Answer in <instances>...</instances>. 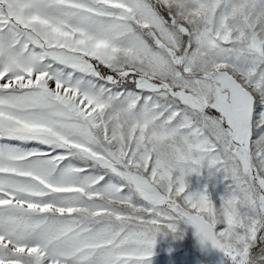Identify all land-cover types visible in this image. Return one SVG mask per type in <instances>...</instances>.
<instances>
[{
	"label": "snow or ice",
	"instance_id": "obj_1",
	"mask_svg": "<svg viewBox=\"0 0 264 264\" xmlns=\"http://www.w3.org/2000/svg\"><path fill=\"white\" fill-rule=\"evenodd\" d=\"M181 223L264 264V0H0V264H151Z\"/></svg>",
	"mask_w": 264,
	"mask_h": 264
},
{
	"label": "rangeland",
	"instance_id": "obj_2",
	"mask_svg": "<svg viewBox=\"0 0 264 264\" xmlns=\"http://www.w3.org/2000/svg\"><path fill=\"white\" fill-rule=\"evenodd\" d=\"M227 175L224 170L204 168L201 174L188 177L189 191L207 189L210 198L219 206L221 197L232 186L231 179H226ZM262 248L264 241L258 242L254 253L259 254ZM151 264H231V260L211 244L203 245L194 226L181 223L176 233L165 230L158 234Z\"/></svg>",
	"mask_w": 264,
	"mask_h": 264
},
{
	"label": "trees",
	"instance_id": "obj_3",
	"mask_svg": "<svg viewBox=\"0 0 264 264\" xmlns=\"http://www.w3.org/2000/svg\"><path fill=\"white\" fill-rule=\"evenodd\" d=\"M103 73H105V74H108V70L107 69H105V68H103V67H101V69H100Z\"/></svg>",
	"mask_w": 264,
	"mask_h": 264
}]
</instances>
